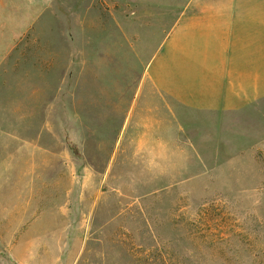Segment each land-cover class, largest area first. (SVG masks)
I'll use <instances>...</instances> for the list:
<instances>
[{
    "label": "rangeland",
    "instance_id": "374dc122",
    "mask_svg": "<svg viewBox=\"0 0 264 264\" xmlns=\"http://www.w3.org/2000/svg\"><path fill=\"white\" fill-rule=\"evenodd\" d=\"M201 2L0 0V264H264V1L222 110Z\"/></svg>",
    "mask_w": 264,
    "mask_h": 264
},
{
    "label": "crops",
    "instance_id": "0c3cea01",
    "mask_svg": "<svg viewBox=\"0 0 264 264\" xmlns=\"http://www.w3.org/2000/svg\"><path fill=\"white\" fill-rule=\"evenodd\" d=\"M263 1L264 0H257V2H253L252 0H244V3H242V10L237 14H233L232 11L233 0H203V2H201L204 5L211 6V4H213L218 7L219 13L217 11L215 12V14L217 15L221 12H224L226 8L233 15H231V18L226 21H223L222 19L221 23H215L217 41L213 43V46L211 48V58L209 59V61H207V63H204L203 65H201L200 62L197 61V64L200 68V73H203V77L201 78V76H199L198 80L195 82L196 84L202 86V88L199 90L200 92H202L201 98L199 100H195L194 102V100L188 98V94H185V97H183V95L181 94V97L176 96L180 97V99H185V102H187V106L189 109L198 108V110H207L208 108H214L217 106L222 110L225 107V98L227 97L231 87L234 85H240V64H238L237 60L235 59L234 53L236 46L237 51H239V48L241 50L243 49L244 41L236 38L237 28H244L243 23H245V17H247L248 15L252 17L256 16L252 15L251 13H247V8H251V5ZM203 14H205V11H203L202 15ZM240 21L241 27H237V23H239ZM213 69L215 71H213ZM217 69L225 70V77L219 78L217 76H213V72L217 74ZM189 83L192 84L193 82ZM222 84H224L225 86Z\"/></svg>",
    "mask_w": 264,
    "mask_h": 264
}]
</instances>
